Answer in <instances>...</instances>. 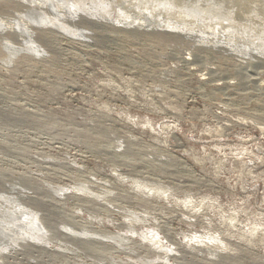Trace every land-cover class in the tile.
I'll return each mask as SVG.
<instances>
[{"label":"rangeland","instance_id":"rangeland-1","mask_svg":"<svg viewBox=\"0 0 264 264\" xmlns=\"http://www.w3.org/2000/svg\"><path fill=\"white\" fill-rule=\"evenodd\" d=\"M35 1L0 0V264H264V51Z\"/></svg>","mask_w":264,"mask_h":264},{"label":"bare ground","instance_id":"bare-ground-1","mask_svg":"<svg viewBox=\"0 0 264 264\" xmlns=\"http://www.w3.org/2000/svg\"><path fill=\"white\" fill-rule=\"evenodd\" d=\"M37 2L46 6L48 4L60 13L84 10L93 17L97 16L100 20L109 22L112 20L125 28L137 26L136 24L154 23L164 29L184 32L187 37H195L206 49L208 47L211 49L214 44L218 46L221 44L223 50L230 48L236 52H243L248 46L264 51V0H39ZM89 7L95 10L91 13ZM226 51L229 52L228 49Z\"/></svg>","mask_w":264,"mask_h":264}]
</instances>
